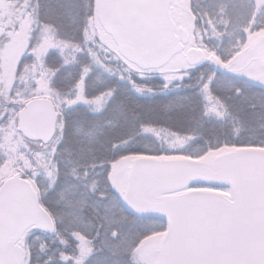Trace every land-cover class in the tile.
<instances>
[{
    "label": "snow or ice",
    "instance_id": "snow-or-ice-1",
    "mask_svg": "<svg viewBox=\"0 0 264 264\" xmlns=\"http://www.w3.org/2000/svg\"><path fill=\"white\" fill-rule=\"evenodd\" d=\"M0 264H264V0H0Z\"/></svg>",
    "mask_w": 264,
    "mask_h": 264
}]
</instances>
